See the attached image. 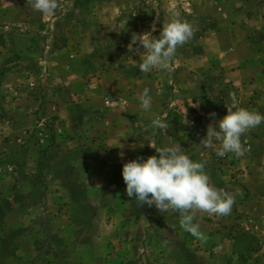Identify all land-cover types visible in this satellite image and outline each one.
<instances>
[{
    "label": "rangeland",
    "instance_id": "1",
    "mask_svg": "<svg viewBox=\"0 0 264 264\" xmlns=\"http://www.w3.org/2000/svg\"><path fill=\"white\" fill-rule=\"evenodd\" d=\"M57 4L52 15H44L33 8V0H0V12L16 8L27 18L19 35L15 31L19 26L5 23L0 16L5 59L15 54L21 58L22 68L16 84L8 80L14 90L0 100L6 111L0 112V122L35 112L40 124L34 138L40 151L52 152L53 132L46 117L54 107L92 103L107 108L118 103L128 110H139V95L145 89L152 98L146 115L150 123L130 127L129 134L149 138L151 155L156 142L169 140L158 141L163 134L151 126L153 119L172 121L176 114L187 128L195 119L200 145L206 124L213 120L207 107L217 110L230 106L235 96L240 107L264 113V0H57ZM173 11L191 24L192 36L177 47L169 61L170 70L140 72L138 64L146 50L138 39H132L144 33L154 35L155 31L154 38L158 37ZM25 32H31L32 37ZM4 64L0 66L12 68L8 62ZM67 72L69 81L82 80L91 90L77 85L73 88L71 83L68 92L61 82ZM254 80L255 90L251 88ZM15 103L21 113L12 112ZM3 131L0 126V135ZM254 138L258 140L254 142ZM241 141L246 151L240 157L233 153L220 157L212 147V153L202 155L203 162L216 165L221 172L222 190L234 195L229 213L232 221L227 227L241 233L235 246L242 251L219 255L215 260L220 264H264V206L259 207L264 201V123L243 134ZM201 148L206 151V147ZM257 167L260 173L254 176L251 171ZM125 194L118 198L125 199ZM138 253L135 264L142 263L140 248ZM72 258L70 264H76Z\"/></svg>",
    "mask_w": 264,
    "mask_h": 264
},
{
    "label": "crops",
    "instance_id": "2",
    "mask_svg": "<svg viewBox=\"0 0 264 264\" xmlns=\"http://www.w3.org/2000/svg\"><path fill=\"white\" fill-rule=\"evenodd\" d=\"M0 16L5 23L19 26L17 32L27 20L16 8L1 11ZM25 33L32 37L31 32ZM3 44L0 42V65L8 62L12 68L0 66V100L12 94L10 82L22 76L21 58L14 54L5 59ZM69 78L67 72L61 79L68 92ZM82 82H73L72 87L85 86L89 92L90 87ZM251 88H257L255 80ZM15 105L12 112L21 113L20 105ZM97 106L62 104L51 110L46 117L54 139L51 154L40 151L34 138L40 124L35 112L0 122L4 129L0 135V264H70L71 256L76 264H135L139 248L141 264H220L215 257L240 253L235 244L241 233L227 227L232 221L229 214L196 212L194 222L203 234L198 238L180 226L178 210L160 212L154 205H140L126 194L125 199L118 198L126 193L123 163L151 156L149 138L129 134L130 127L149 125V110H128L118 103L107 108ZM2 107L0 112H6ZM224 107L206 108L209 115L216 114L207 126H215L214 119L227 113ZM138 115L141 119L134 120ZM173 118L163 119L169 132L161 130L158 141L169 140L156 142V148L180 145L192 160L204 164L211 184L223 189L216 165L203 162V153H212V148L203 152L198 145L195 119L187 128L180 116L174 114ZM185 145H189L188 150ZM259 170L252 169L251 174H259ZM263 206L264 201H260L259 207Z\"/></svg>",
    "mask_w": 264,
    "mask_h": 264
},
{
    "label": "clouds",
    "instance_id": "3",
    "mask_svg": "<svg viewBox=\"0 0 264 264\" xmlns=\"http://www.w3.org/2000/svg\"><path fill=\"white\" fill-rule=\"evenodd\" d=\"M57 6V0H33V8L44 15H52ZM191 36V24L182 19L177 11H173L169 22L162 25L158 37L154 38L150 33L135 35L133 42L138 39L146 50L138 64L140 72L148 73L154 68L170 70V58L177 47ZM139 101L144 111L150 110L152 98L148 89L139 95ZM226 107L227 113L215 120L216 125L207 127L200 145L215 148L220 157L227 153L240 157L246 151L241 136L264 123V113L240 107L235 96L232 97L231 105ZM211 115L215 117L216 114ZM151 126L163 131L168 129V124L160 118L153 119ZM155 152L158 155L137 157L123 163L122 178L127 196L134 198L140 205H154L160 212L169 208L178 210L181 214L180 226L193 236L203 238L198 223L194 222L195 213L199 211L226 216L231 211L234 195L213 186L204 164L192 160L181 150L180 145L159 147Z\"/></svg>",
    "mask_w": 264,
    "mask_h": 264
},
{
    "label": "trees",
    "instance_id": "4",
    "mask_svg": "<svg viewBox=\"0 0 264 264\" xmlns=\"http://www.w3.org/2000/svg\"><path fill=\"white\" fill-rule=\"evenodd\" d=\"M157 34H158V31H155V32H154V35H157Z\"/></svg>",
    "mask_w": 264,
    "mask_h": 264
}]
</instances>
